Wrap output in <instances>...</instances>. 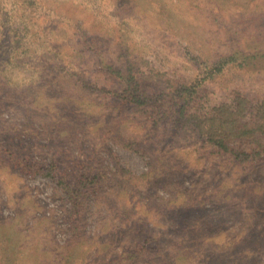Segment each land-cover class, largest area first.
<instances>
[{"label":"rangeland","instance_id":"rangeland-1","mask_svg":"<svg viewBox=\"0 0 264 264\" xmlns=\"http://www.w3.org/2000/svg\"><path fill=\"white\" fill-rule=\"evenodd\" d=\"M127 61L146 97L204 79L192 114L264 102V0H0L1 264H264V154L121 104Z\"/></svg>","mask_w":264,"mask_h":264},{"label":"trees","instance_id":"trees-1","mask_svg":"<svg viewBox=\"0 0 264 264\" xmlns=\"http://www.w3.org/2000/svg\"><path fill=\"white\" fill-rule=\"evenodd\" d=\"M93 44V46L96 44L94 40ZM98 52V48H96L93 54H98ZM131 66L132 63L127 61L124 63V70L120 72L122 74V92L120 95H116L118 97L116 99L119 100L121 104H125L127 107L141 108L154 119L155 126L159 124L158 118L160 119L161 116L164 117L173 112L175 114L173 124L177 128L190 130L199 140L218 154H228L227 152L230 151L234 154L235 158L244 156L245 159L250 162H253L257 156L264 154V148L261 147L260 138L258 136V134L260 136L264 134V115L259 116L260 119L256 121L257 123H254L255 126H250L234 117V115H241L242 111L251 110H254L256 114H264V102L251 104L248 103L245 98L236 96L231 99L230 104H224L223 102L217 103L207 111L199 109L198 112L196 109V112L192 114L189 112V109L191 104L194 103L195 94L198 93V89L201 87L204 79L196 80L192 85H180L178 87L180 90L175 89L174 93L170 95L169 93L160 92L157 95L153 94V97H146L145 95L149 94H146L141 81L133 74ZM109 72H111V69H109ZM243 115L244 114H242V116ZM260 122L262 123L260 124ZM241 139H250L252 143H258L260 147L257 146L248 149L247 154L233 153L229 144ZM18 166H20L22 172H30L34 167V165L32 163L30 164L28 161H20ZM37 173H39V171H37ZM94 179L95 178L87 180L82 178L78 181L84 183L83 186L78 188L74 187L73 189L74 195H78L79 197L77 198L78 200L84 195L81 191L86 187L85 180L88 181L89 186L98 183ZM134 259H136L135 255L131 254L129 260L134 261Z\"/></svg>","mask_w":264,"mask_h":264}]
</instances>
